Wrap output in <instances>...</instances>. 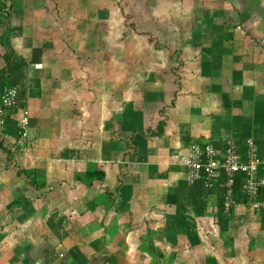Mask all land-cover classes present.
Instances as JSON below:
<instances>
[{"label":"crops","instance_id":"obj_1","mask_svg":"<svg viewBox=\"0 0 264 264\" xmlns=\"http://www.w3.org/2000/svg\"><path fill=\"white\" fill-rule=\"evenodd\" d=\"M249 1L0 0V103L34 110L0 142V264H264V214L170 162L264 135Z\"/></svg>","mask_w":264,"mask_h":264},{"label":"built area","instance_id":"obj_2","mask_svg":"<svg viewBox=\"0 0 264 264\" xmlns=\"http://www.w3.org/2000/svg\"><path fill=\"white\" fill-rule=\"evenodd\" d=\"M2 107L16 111L17 139L14 144L5 143L6 132ZM28 108L21 101L17 90H4L0 103V142L10 153L25 149L29 133ZM172 164L187 170L190 183H198L215 190L224 212H230L237 203H244L256 213L264 214V135H251L244 143L228 139L222 143H206L180 158L170 160ZM112 203L106 210H114Z\"/></svg>","mask_w":264,"mask_h":264},{"label":"rangeland","instance_id":"obj_3","mask_svg":"<svg viewBox=\"0 0 264 264\" xmlns=\"http://www.w3.org/2000/svg\"><path fill=\"white\" fill-rule=\"evenodd\" d=\"M232 2H234L235 0H231ZM186 2V1H185ZM237 2H238V0H237ZM225 4H227V2H224ZM182 4H183V2H182ZM246 4H248L249 5V8L247 9V11H250V12H248V13H250V17H249V19L247 20V22H248V25H254V26H257V25H259V17L257 16V15H259L261 12H264V2L261 4V6L259 5V2H257V0H251V1H249L248 3H246ZM223 5V2L221 3V6ZM177 6L179 7L180 5L177 3ZM220 6V5H219ZM183 7H184V4H183ZM223 7V6H222ZM240 9H244L245 7H244V5L242 4V3H240V5L238 6ZM260 7H262L263 8V11H261V12H259V9H260ZM180 8H182V7H180ZM190 7L187 5V7L185 6L184 7V9H189ZM54 12V11H53ZM258 13V14H257ZM54 14V13H53ZM196 16V13L195 12H193V13H191V18H194ZM262 18H264V13L262 14ZM210 24H211V28H210V30L212 29L213 31H214V28L215 27H219V24L218 23H216L215 24V26L213 25V23L212 22H210ZM214 26V27H213ZM55 97V96H54ZM56 98H58V97H56ZM49 99H52V98H49ZM46 102H48V103H50L51 101H49L48 99H47V101ZM52 106L53 107H55L56 106V104L55 103H53L52 104ZM37 107H34V109H36ZM38 108H40V107H38ZM57 110L59 109V108H56ZM29 112H30V110H29ZM32 113H34V110H33V112H31L30 114H32ZM18 114H16L15 115V117H16V119L18 118ZM49 115H47V117H48ZM15 133H16V130H15ZM56 161V159L54 160V162Z\"/></svg>","mask_w":264,"mask_h":264}]
</instances>
